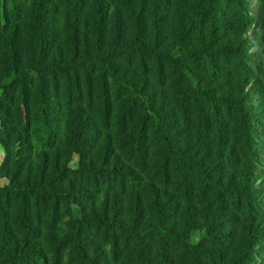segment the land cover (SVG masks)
<instances>
[{
	"label": "trees",
	"instance_id": "trees-1",
	"mask_svg": "<svg viewBox=\"0 0 264 264\" xmlns=\"http://www.w3.org/2000/svg\"><path fill=\"white\" fill-rule=\"evenodd\" d=\"M261 4L0 0V264H264Z\"/></svg>",
	"mask_w": 264,
	"mask_h": 264
},
{
	"label": "rangeland",
	"instance_id": "rangeland-1",
	"mask_svg": "<svg viewBox=\"0 0 264 264\" xmlns=\"http://www.w3.org/2000/svg\"><path fill=\"white\" fill-rule=\"evenodd\" d=\"M250 2L252 3L253 12L256 15L262 8L261 0H250ZM258 34L259 33L256 32V31L251 33V40H252V42L255 45V48H254L253 52H257L262 46V43L258 39V36H257ZM2 153H3L2 156H3V160H4V152H3V150H2Z\"/></svg>",
	"mask_w": 264,
	"mask_h": 264
},
{
	"label": "crops",
	"instance_id": "crops-1",
	"mask_svg": "<svg viewBox=\"0 0 264 264\" xmlns=\"http://www.w3.org/2000/svg\"><path fill=\"white\" fill-rule=\"evenodd\" d=\"M3 153H2V148L0 147V165H1V163H2V161H3Z\"/></svg>",
	"mask_w": 264,
	"mask_h": 264
}]
</instances>
